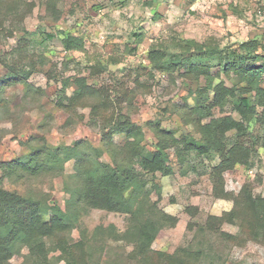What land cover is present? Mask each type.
<instances>
[{
  "label": "trees",
  "instance_id": "1",
  "mask_svg": "<svg viewBox=\"0 0 264 264\" xmlns=\"http://www.w3.org/2000/svg\"><path fill=\"white\" fill-rule=\"evenodd\" d=\"M57 2L44 0L52 20L61 15ZM33 5L32 0H0V28L17 36L10 51L12 63L2 62L7 72L0 77V110L6 115L8 101L1 93L15 84L22 85L25 105H36L45 112L40 103L43 89L28 79L38 66H44V42L52 34H46L41 42L30 36L23 22ZM61 42L66 51L82 48V39L70 33ZM167 42L151 44L146 54L150 71L169 77L176 74L183 80L186 94L181 103L172 102L169 108L179 118V134L178 129L162 128L160 120H149L145 125L154 141L146 148L144 129L131 114L136 111V95L147 85L133 77L132 71L127 74L132 84L112 75L110 83L101 84L82 75L61 77V86L51 98L53 105L66 113L60 128L74 127L85 118L81 110H88L87 124L98 129L100 145H92L87 138L53 145L44 135H32L22 141L24 154L0 161V264H13L14 255L22 258L20 264H218L202 246L178 247L172 252L152 248L159 232L174 225L176 217L150 199L144 176L173 174L169 150L182 167L192 153L218 158L210 175L213 191L217 198L232 199L233 206L220 215H209L199 231L215 232L230 245L253 241L264 246V196L254 194L248 182L236 195L223 189L224 172L237 164L250 169L259 149H264V40L251 38L237 49L178 36ZM215 64L218 71L213 73ZM106 71V64H95L89 74ZM221 73L230 85L220 78ZM226 104L238 119L231 114L214 115L215 108ZM51 120V113L46 112L38 127L46 128ZM230 131L232 135L227 134ZM115 134H124L126 142H113ZM104 154L109 161L102 160ZM70 161L72 172L66 173ZM59 175L65 177L68 194L64 208L43 199L37 188L20 193L5 185V181L16 184ZM152 186L160 193L157 183ZM91 209L125 214L126 228L120 230L110 223L88 230L82 218ZM223 222L237 225V232L222 231ZM75 229L77 236H73Z\"/></svg>",
  "mask_w": 264,
  "mask_h": 264
},
{
  "label": "rangeland",
  "instance_id": "2",
  "mask_svg": "<svg viewBox=\"0 0 264 264\" xmlns=\"http://www.w3.org/2000/svg\"><path fill=\"white\" fill-rule=\"evenodd\" d=\"M32 1L31 12L23 22L31 32L30 36L41 42L46 34H52L44 42V66H38L28 79L32 85L43 89L40 103L45 112L36 105H25L21 84L4 88L1 96L8 101L9 113L6 115L0 110V161H9L24 154L26 149L22 141L32 135H44L53 145L70 144L79 138L89 139L94 146L100 145L98 129L87 124L88 110H81L85 118L74 127L60 128L66 113L55 107L51 98L61 86L60 78L72 75L86 76L89 82L101 84L110 83L111 75L127 79V74L132 71V75L135 74L133 77L144 82L147 86L134 99L136 111L131 114V119L143 127L144 143L150 149L154 139L145 123L160 120L162 128L178 129L179 134V118L169 108L172 102L181 103L186 94L181 77L150 71L146 53L151 44L157 41L168 43L171 37L178 36L197 42L207 40L221 48L237 49L248 39L264 40V0H58L56 7L61 15L57 20L47 16L44 0ZM0 32L2 77L7 72L2 62L12 63L10 51L16 44L17 36H10L2 28ZM66 33L80 37L82 48L66 51L61 42ZM112 59L116 60L115 64L110 63ZM95 64H106L108 72L91 76L89 73ZM217 71L215 64L212 72ZM220 78L230 85L224 74L221 73ZM127 80L131 82V79ZM46 112L51 113L52 120L42 129L38 124ZM213 112L215 116L231 114L239 118L230 104L222 109L215 108ZM253 130L258 133V127ZM227 134L232 135L233 132ZM126 139L124 134H115L112 138L119 145H123ZM169 152L174 165L173 174L164 176L155 172L144 176L147 189L151 191L150 199L166 213L176 217L174 225L166 226L159 232L152 242V248L172 252L178 247L202 246L208 249L207 252L218 264H264L262 244L248 241L244 245H230L215 232L199 231V226L204 225L209 215H220L233 206L232 199L217 198L213 191L210 175L212 167L218 163L217 156L207 158L192 153L187 155V164L182 167L176 162L173 151ZM102 160L109 161L108 155L104 154ZM65 172H72V161L66 163ZM223 179V189L234 195L244 182H248L254 194L264 196V149H259L253 167L249 169L237 164L224 172ZM64 180L65 177L59 175L16 184L5 181V185L20 193L25 188H37L43 199L64 208L68 197ZM153 183L159 185L160 193L153 188ZM126 218L122 213L91 209L82 218V223L88 230L98 224L106 226L110 223L124 230ZM220 229L227 233L238 230L237 225L227 222H223ZM73 236H77V229L73 231ZM21 260L18 255L11 258L13 264H20Z\"/></svg>",
  "mask_w": 264,
  "mask_h": 264
}]
</instances>
